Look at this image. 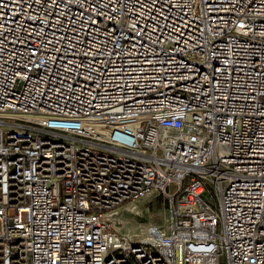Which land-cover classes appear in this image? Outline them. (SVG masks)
Returning a JSON list of instances; mask_svg holds the SVG:
<instances>
[{
	"label": "built area",
	"instance_id": "1",
	"mask_svg": "<svg viewBox=\"0 0 264 264\" xmlns=\"http://www.w3.org/2000/svg\"><path fill=\"white\" fill-rule=\"evenodd\" d=\"M0 221V264H264V0H0Z\"/></svg>",
	"mask_w": 264,
	"mask_h": 264
},
{
	"label": "rangeland",
	"instance_id": "2",
	"mask_svg": "<svg viewBox=\"0 0 264 264\" xmlns=\"http://www.w3.org/2000/svg\"><path fill=\"white\" fill-rule=\"evenodd\" d=\"M178 190V185L174 184L171 187V192L175 193ZM137 207L140 212L132 211L129 207ZM14 212L11 213V216ZM110 217V216H109ZM168 217V202L165 201L162 195L155 197H147L132 201L122 206L111 218H116V222H113L112 226L122 234H126L136 242H141L143 236L140 231L147 230L149 227L163 226ZM22 219L27 221L29 214L24 212ZM0 221V230H1ZM137 230L134 232L133 230ZM146 234V231H143ZM133 235H138L134 237Z\"/></svg>",
	"mask_w": 264,
	"mask_h": 264
},
{
	"label": "bare ground",
	"instance_id": "3",
	"mask_svg": "<svg viewBox=\"0 0 264 264\" xmlns=\"http://www.w3.org/2000/svg\"><path fill=\"white\" fill-rule=\"evenodd\" d=\"M24 118L27 119V120H36V119H37V117H35V116H25ZM129 208H130L132 211H136V212H138V213L140 212V210H139L137 207L130 206ZM111 221L116 222V218H111ZM155 229H156L155 227H149L147 230H142V231H140L141 234H138V235H139V236H140V235L143 236L142 241H147V240L150 239V237L148 236L147 233H149V231L152 232V231H154ZM133 231H134V232H137L136 229L133 230ZM143 231H146V234H144ZM138 235H133V236H134V237H137Z\"/></svg>",
	"mask_w": 264,
	"mask_h": 264
}]
</instances>
